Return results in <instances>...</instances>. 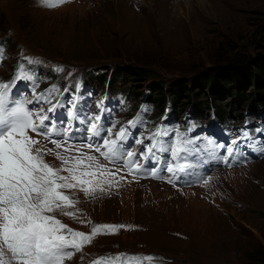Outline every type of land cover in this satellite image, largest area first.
<instances>
[{
	"label": "rangeland",
	"instance_id": "obj_1",
	"mask_svg": "<svg viewBox=\"0 0 264 264\" xmlns=\"http://www.w3.org/2000/svg\"><path fill=\"white\" fill-rule=\"evenodd\" d=\"M0 44V82L23 65L43 83L56 80L69 90L81 86L91 109L107 98L105 115L111 113L118 129L141 106L145 126L147 119L157 122L166 114L184 121L193 115L190 98L157 108L155 89L166 92L178 81L190 88L201 71L235 55L245 60L264 56V0H64L56 7L42 0H0ZM115 66L128 67V76L112 83L111 75L109 83ZM56 88L61 86L55 84L52 92ZM252 99L228 101L234 104L225 120L229 126L245 118L264 126V107ZM203 111L204 122L210 121L215 110L207 105ZM142 126L136 138H145ZM163 129L175 132L174 125ZM45 160L61 166L54 156ZM115 168L121 170L114 180L93 178L95 188L88 185V195L65 190L76 202L65 211L74 215L58 213L57 218L85 234L102 225L124 227L95 235L66 264L134 254L139 264H245L246 252L264 246V218L256 213L264 211V153L230 169L210 170L204 182L190 188L139 180Z\"/></svg>",
	"mask_w": 264,
	"mask_h": 264
},
{
	"label": "snow or ice",
	"instance_id": "obj_2",
	"mask_svg": "<svg viewBox=\"0 0 264 264\" xmlns=\"http://www.w3.org/2000/svg\"><path fill=\"white\" fill-rule=\"evenodd\" d=\"M42 2L48 7H56L64 0H58V3H50L49 0ZM31 79L21 65L10 82H0V264H66L74 252H82L95 235L114 233L124 226L102 225L93 228L91 234L67 227L57 218V214L73 216L65 208L73 207L76 202L65 190L79 189L88 195V185L95 188L93 178L107 175L111 181L121 169L113 171L95 156L81 151L82 147L92 149V143H70L73 140L67 135L70 126H66L62 132L53 131L57 121L55 116L50 117L48 113L55 114L62 107L59 101L52 103L54 92H50L47 98L43 93H34L35 101L19 100L13 91L17 82H29ZM27 103L41 106L33 110L26 107ZM45 103L49 107H43ZM97 107H102V104ZM68 117L79 118V113L70 110ZM100 121V114H85L80 122L88 125L86 132L89 135L84 140L95 138L98 141L95 151L105 161L113 165L122 164L130 172H139L142 167L139 161L149 160L157 152L170 151L172 157L176 158L179 153L188 151L185 146L190 141L181 138L178 132L170 134L160 127L147 137L150 143L145 145V151L137 153L127 150L124 142L129 129L136 126V121L129 120L127 126L120 127L115 133L113 126L105 129ZM30 133L49 140L55 148L42 145ZM53 135L58 138H52ZM170 135L175 136L172 144L163 139ZM144 139L137 137L134 143L142 145ZM232 143L235 145L236 141ZM61 149L69 155H62L58 151ZM233 150V147H228V154L231 155ZM73 151L76 155L71 154ZM46 156H54L61 161V166L53 167L46 162ZM187 167L184 164L174 168L169 164L167 171L184 172ZM152 175H156L155 169ZM119 259V256L103 257L95 264H113ZM144 259L151 260L152 257Z\"/></svg>",
	"mask_w": 264,
	"mask_h": 264
},
{
	"label": "trees",
	"instance_id": "obj_3",
	"mask_svg": "<svg viewBox=\"0 0 264 264\" xmlns=\"http://www.w3.org/2000/svg\"><path fill=\"white\" fill-rule=\"evenodd\" d=\"M130 69L136 75L146 74L141 69ZM128 72V67L115 66L110 72L108 82L111 81V75L112 83H114L116 80L126 78ZM189 86L190 88L185 82L178 81L174 82L168 89L166 88V92L160 91L162 87H159L158 91L155 89L154 92L159 94L157 97H153L154 103L157 108H165L170 102L187 97L193 103V118L197 120L205 118L203 106L207 108L208 105V108L215 110V115L222 121L229 118L230 107L234 106L228 102L230 99L234 100L236 104L253 98L252 102H259L264 107V56L245 60L241 56L235 55L228 59L224 65H217L201 71L193 77ZM205 89L208 90V94ZM247 89H249L248 92ZM204 95L207 99L202 98ZM224 99L226 101H222ZM208 101L209 104H207ZM256 213L264 218V211ZM245 260V264H264V246L255 245L246 252Z\"/></svg>",
	"mask_w": 264,
	"mask_h": 264
},
{
	"label": "bare ground",
	"instance_id": "obj_4",
	"mask_svg": "<svg viewBox=\"0 0 264 264\" xmlns=\"http://www.w3.org/2000/svg\"><path fill=\"white\" fill-rule=\"evenodd\" d=\"M30 134H31V135H33V136L35 137V135H34V134H32V133H30ZM35 138H37V139H38L39 137H35Z\"/></svg>",
	"mask_w": 264,
	"mask_h": 264
}]
</instances>
